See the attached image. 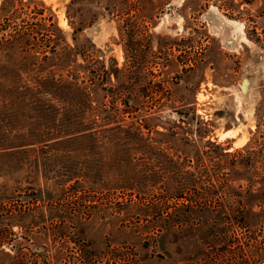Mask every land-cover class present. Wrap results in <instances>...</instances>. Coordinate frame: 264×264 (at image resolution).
Returning <instances> with one entry per match:
<instances>
[{
  "label": "rangeland",
  "instance_id": "obj_1",
  "mask_svg": "<svg viewBox=\"0 0 264 264\" xmlns=\"http://www.w3.org/2000/svg\"><path fill=\"white\" fill-rule=\"evenodd\" d=\"M264 0H0V264H264Z\"/></svg>",
  "mask_w": 264,
  "mask_h": 264
},
{
  "label": "trees",
  "instance_id": "obj_2",
  "mask_svg": "<svg viewBox=\"0 0 264 264\" xmlns=\"http://www.w3.org/2000/svg\"><path fill=\"white\" fill-rule=\"evenodd\" d=\"M260 254L259 255H264V251L263 252H259Z\"/></svg>",
  "mask_w": 264,
  "mask_h": 264
}]
</instances>
